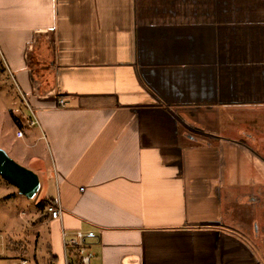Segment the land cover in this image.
<instances>
[{
	"label": "crops",
	"instance_id": "obj_1",
	"mask_svg": "<svg viewBox=\"0 0 264 264\" xmlns=\"http://www.w3.org/2000/svg\"><path fill=\"white\" fill-rule=\"evenodd\" d=\"M0 98L93 263L264 264V0H0Z\"/></svg>",
	"mask_w": 264,
	"mask_h": 264
},
{
	"label": "rangeland",
	"instance_id": "obj_2",
	"mask_svg": "<svg viewBox=\"0 0 264 264\" xmlns=\"http://www.w3.org/2000/svg\"><path fill=\"white\" fill-rule=\"evenodd\" d=\"M9 94H11V92ZM25 108L23 109H25V111L27 110L26 113L28 112L30 121L32 118L31 112L27 107ZM250 115L251 117L258 116L257 119L251 120L264 122L263 112L259 111V113ZM9 116L10 114L0 115V135L4 137L2 139L0 138V143H2L3 139L10 138V128L8 126ZM16 134L17 133H15V135ZM252 146L257 153L264 155V126L260 128V124L258 137L253 140ZM1 149H4L16 163L18 162L20 165L33 170L40 180V186L35 196L31 199L22 194H20V199H14L12 196L2 198L4 189L6 185H9V182L0 177V197L2 198V200H0V264H11L10 262L12 259L20 257L27 259V264H47L50 255L55 257L54 259L57 264H62L63 250H61V236L59 234V236L56 235L53 225H46L42 222L47 215L44 210H39L38 207L35 206L41 199L50 197L53 191L47 178L40 175L39 171L35 170L42 169V172H46L51 169L49 156L43 141L42 145L31 148V150H29L30 152L22 147L21 143L14 144V150L18 151L19 154H14L3 146ZM9 187L15 186L9 185ZM250 200H259V198L255 196ZM237 221L247 224L246 228L249 230L246 236L249 238V243H251L254 248L258 249L260 254L264 255V239L262 241L258 240L257 236H259V229L256 224L250 226L248 223L250 219H246L245 217L242 220L238 218Z\"/></svg>",
	"mask_w": 264,
	"mask_h": 264
},
{
	"label": "built area",
	"instance_id": "obj_3",
	"mask_svg": "<svg viewBox=\"0 0 264 264\" xmlns=\"http://www.w3.org/2000/svg\"><path fill=\"white\" fill-rule=\"evenodd\" d=\"M59 104L63 105V99L59 100ZM32 118L30 119L31 124H38L35 114L32 109H30ZM17 135L21 136V130L17 131ZM63 210L58 204L47 205L45 209L46 215L51 219H58L61 217ZM62 235V250L63 259L62 264H95L93 263L94 252L90 249L89 241L97 237L94 231H82L81 229H76L74 231H68L64 228L61 230ZM11 264H27V259L20 257L14 258L10 262ZM47 264H57L54 258L49 259Z\"/></svg>",
	"mask_w": 264,
	"mask_h": 264
},
{
	"label": "water",
	"instance_id": "obj_4",
	"mask_svg": "<svg viewBox=\"0 0 264 264\" xmlns=\"http://www.w3.org/2000/svg\"><path fill=\"white\" fill-rule=\"evenodd\" d=\"M0 177L16 187L17 192L32 198L40 186L37 174L23 165L16 163L4 149L0 148Z\"/></svg>",
	"mask_w": 264,
	"mask_h": 264
},
{
	"label": "trees",
	"instance_id": "obj_5",
	"mask_svg": "<svg viewBox=\"0 0 264 264\" xmlns=\"http://www.w3.org/2000/svg\"><path fill=\"white\" fill-rule=\"evenodd\" d=\"M9 182V181H8ZM10 183V182H9ZM9 196V195H8ZM55 201L53 199L47 198L44 200L38 201L35 206L38 207L39 210H44L47 208V205H55Z\"/></svg>",
	"mask_w": 264,
	"mask_h": 264
}]
</instances>
